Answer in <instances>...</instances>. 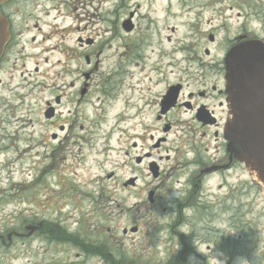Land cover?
Returning a JSON list of instances; mask_svg holds the SVG:
<instances>
[{
  "label": "rangeland",
  "instance_id": "1",
  "mask_svg": "<svg viewBox=\"0 0 264 264\" xmlns=\"http://www.w3.org/2000/svg\"><path fill=\"white\" fill-rule=\"evenodd\" d=\"M74 1L63 9L64 16L57 12L55 24H50L52 14L44 22L37 20L41 29L33 27L34 20L28 22L29 28L20 20L24 30L16 51L23 44V56L20 54L16 67H0V235L5 238L24 222L42 221L38 235L10 234V243L0 242V264H183L189 253L197 255L201 264H216L213 252L264 264V198L243 166L232 164L214 172L199 191L189 195L186 180L197 167L190 160L201 155L208 161L220 138L215 141L211 137L210 145H201L200 132L180 135L173 130L159 148L151 149L149 144L164 136L158 122L149 115L143 120L131 116L132 102L142 96L153 99L162 85L178 79L180 68L220 63L221 55L214 49L207 57L175 52L183 41L221 22L220 35H232L242 25L249 36L251 32L264 39V0H209L208 4L194 0H81V5ZM93 7H97L95 16ZM173 9L179 12L175 16L169 14ZM132 10L138 17L156 16L159 21L138 19L137 34L117 31L116 16L125 19ZM208 20L212 22L208 24ZM169 27L175 30H167ZM78 34L105 43L98 55L89 53V66L84 60L86 52L75 50ZM32 35L34 41L27 44ZM165 35L170 36L169 42ZM125 43L143 50L126 51ZM13 61L14 56L10 66ZM153 67H161L162 84L154 85L161 76ZM85 73H89L91 85L106 94L91 93L79 105L65 96L58 123L68 121L77 136H71L68 146L58 149L56 160L48 165L50 133L57 126L43 117L44 102L50 95L47 84L53 80L80 85L89 80ZM144 86L151 87V95L141 90ZM103 100L109 101L106 113ZM75 107L77 112L67 114V109ZM81 125L83 131L78 130ZM144 127L153 132L158 128L153 140L144 136ZM80 135H85L82 145L76 142ZM177 147L188 149L185 164L174 163ZM144 151L158 164L159 178L152 175L146 160L135 161L134 155ZM167 155L170 158L165 160ZM110 171L120 182L136 176V185L110 182L105 192H114L120 205L97 213L93 207L98 202L99 185L107 183ZM152 189L156 193L153 204L147 199ZM173 192L180 194L178 199H171ZM55 220L72 234V242L79 240L78 245L51 240L47 231ZM133 226L137 229L130 232ZM98 232L104 235V245L96 238ZM86 239L98 246L97 251H85L82 244Z\"/></svg>",
  "mask_w": 264,
  "mask_h": 264
},
{
  "label": "flooded vegetation",
  "instance_id": "2",
  "mask_svg": "<svg viewBox=\"0 0 264 264\" xmlns=\"http://www.w3.org/2000/svg\"><path fill=\"white\" fill-rule=\"evenodd\" d=\"M72 1L73 0H8L1 3L0 12L7 21L9 38L0 57V67H16V63L20 58V54L21 56H23V44H21V50L16 51V47L19 44L21 31L24 30V27H21L22 23L20 22V20L23 19L25 24L34 20L33 27L41 29L40 26L38 27L37 20H39L40 22H44L52 14L50 24H55L57 12L64 16V10L67 9L66 7ZM197 1L203 2L205 4L209 3V0H194V3H196ZM74 2L80 5L82 4L81 0H75ZM17 6H19V8L15 10ZM21 6L23 7L22 13L20 17L16 19L15 15L18 13V11H20ZM93 11V16H95V14H97V7H93ZM177 13L179 12L176 9H173L172 12H169V14L173 16L177 15ZM195 15H197V13ZM166 17L167 16L164 15V18ZM138 19H146L148 20V23L155 24L159 21V18L156 16L147 15L138 17L135 15V11L132 10L128 12L127 18L125 19L120 20V18L116 16L115 24H117V31H122L126 34H137ZM125 20H129L130 22V27L128 29H126V27L123 25V22ZM160 20L163 19L161 18ZM207 22L209 24L212 21L208 20ZM185 23L186 22H184V24ZM222 24L223 23L221 22L214 27H210V31L204 32L197 37L190 38L189 41L187 39L180 45H178V47H175L173 49L175 52L181 53L187 51L190 55L200 56L202 54L205 57L210 56L212 50L214 49V51H217L221 55V61L216 67H206V65L203 64L202 65L204 67L198 68L192 67L189 69H185L184 67H182L180 68L182 69V73L178 74V79L162 85L161 89H159L156 93L157 96H155L153 99L150 96H148L150 97L149 99L148 97L142 96L139 101H134L131 104L133 110L131 116L133 120L136 118L143 120L147 115L153 116L159 124V129L161 131L160 133L164 134L165 137L173 130H175L176 133L179 132L180 135H194L196 132H200V134L202 135L200 139L201 145H210L211 137H213L215 141L220 138V143L216 142V144L213 145L215 150L213 154L209 153L210 159L208 161L203 160L201 155H199L198 160H190L191 163H196L197 167L186 180L188 181L187 188L189 195L193 192L196 193L197 191H199L201 187H203V183L209 178V176L215 174L214 172L226 170L230 168L232 164H234L233 160L230 159L228 153L225 150L226 143L224 140V125L228 116L229 102L228 89L226 86L225 78L226 67L224 66L223 58L232 46L243 41L260 38L251 32L249 36L246 28L242 25H240V27L236 30V33L232 35H228L227 33L220 35ZM29 27L30 26L28 23L27 28ZM76 29L78 30L79 26L76 27ZM51 30V34H53L54 31L53 29ZM167 30L173 32L175 28L169 27L167 28ZM184 37H187V34H185ZM34 39L35 36L32 35L30 39H28L27 44L31 41H34ZM164 39L166 42H169L170 36L165 35ZM195 39L197 42L194 41ZM75 42L76 44H74V46L77 52H86L83 55L87 66H89L88 64H91L90 54L98 55L103 51L105 45L104 41H101L99 44H97L95 37H92L89 34L84 36L78 34L75 38ZM142 45L146 46L147 44L143 43ZM123 47H125L126 51H133L135 53L143 50L141 47L126 43L123 45ZM78 48L81 51H78ZM165 49H168V47H166ZM150 51H152V49ZM162 53L163 51L159 52V54L161 55ZM12 56H14V61L10 66ZM216 61L217 59H215L214 61H210L211 63L208 65H212ZM23 65L25 64L23 63ZM34 67L38 66L35 65ZM94 69H97V67H93V70ZM160 69L161 67L152 68L153 71L156 70L158 75L161 76L159 80L154 82V85L162 84V82H164L162 79L165 76L163 77V73H161ZM85 76L86 78L89 77V80L85 79V81H83L80 85H76L74 81L55 82L53 80L49 84H47V86H49L50 88V95L49 99L45 100L44 102L43 113L45 112V110L50 109L49 113H51V117L46 120L51 125L57 126L54 127L53 132L50 133V139L52 140L50 144L52 145V148L51 153L49 154L48 165H52V162L56 160V153L58 149L62 150L63 147L68 146L66 145V143H69L68 140L71 136H77L76 128H73L72 125L68 123L67 119L66 123H58L60 117L63 116V112L62 110H60V107L63 105L65 96H68L71 99L70 103L75 102L76 105H79L82 101H87L88 96L91 93L101 91L103 93V96L106 94L104 89H95V87L91 85L93 81L90 80L89 73H85ZM149 81L152 80L149 78ZM165 81H167V78L165 79ZM141 90H143L144 92H148L149 94L152 92L151 87L149 86L141 87ZM98 99L100 98L98 97ZM107 102L109 101L103 100L102 103L103 111L105 113V106ZM73 110L74 112H77L78 108L75 107L74 109H67L66 112L67 114H69V112L72 113ZM117 116H119V114ZM78 130L83 131V126L81 125ZM156 132H158V128L156 129ZM156 132H153V129L151 127L143 128L144 136L148 135L150 141L153 140V135ZM83 136L85 135H80V138L76 139V142H78L79 145H82L81 142L84 141ZM202 140H204V142H202ZM165 141L166 140H164V142ZM160 143L158 145H155V147L159 148L162 144ZM219 145H221V148L218 147ZM132 146L135 147L136 143H132ZM149 146L151 149L154 147L153 143H150ZM187 151L188 149L186 147H177L174 163H176L177 165L185 164L184 162L187 160V157L185 156ZM138 158L140 160H138ZM169 158L170 157L167 155L165 157V160H168ZM134 159L137 163H142L144 160H146L147 167L150 166L149 163L153 161L151 153L149 151H144L142 155H134ZM159 174H161V171L158 170V175L156 178L160 177ZM105 178L107 180V183L101 181L99 190L97 192L98 202L93 207V209L97 213H99L101 209L104 210L106 208L109 210L112 209L113 211L114 208L112 207L120 205L119 202L116 201V194L110 191L105 192V189L108 188V184L110 182H116L114 184L119 186V184L121 183L123 185L125 180L123 182H120V180L117 181V177H115L113 171H110ZM152 190L153 191L151 197L147 199L149 203L153 204L156 199V193L154 189ZM86 195L89 196L92 194L86 192ZM103 198L107 199L106 203L99 202ZM78 208L82 209V204H80ZM100 213L102 212L100 211ZM41 228L42 221H34L32 223L24 222L21 224L19 230L13 231L10 234L18 237L31 236L33 234L38 235ZM131 229H134L133 231H131L134 232L136 231L137 227L133 226L131 227ZM49 230V236L51 237L52 241L60 244L73 243L78 245L79 240L77 239V241L75 239V241L77 242H72V234L68 232V230L60 221L55 220L54 222H52ZM107 230L110 229L107 228ZM126 232L127 230L124 229L123 233ZM10 234H7L5 238L3 235H0V242L5 243V240H7V243H10L12 238ZM78 235L76 236L78 237ZM96 238L100 240V244L104 245L105 240L103 239V234H100V232H98ZM90 243L92 244V241L86 239L82 245L85 248Z\"/></svg>",
  "mask_w": 264,
  "mask_h": 264
},
{
  "label": "water",
  "instance_id": "3",
  "mask_svg": "<svg viewBox=\"0 0 264 264\" xmlns=\"http://www.w3.org/2000/svg\"><path fill=\"white\" fill-rule=\"evenodd\" d=\"M123 25L128 29L129 20ZM8 37L7 22L0 14V55ZM224 62L230 108L224 132L227 151L244 163L264 197V42L239 43L227 52ZM45 117H50L49 110ZM151 170L155 176V166ZM134 180L130 178L125 185Z\"/></svg>",
  "mask_w": 264,
  "mask_h": 264
},
{
  "label": "clouds",
  "instance_id": "4",
  "mask_svg": "<svg viewBox=\"0 0 264 264\" xmlns=\"http://www.w3.org/2000/svg\"><path fill=\"white\" fill-rule=\"evenodd\" d=\"M179 193L173 192L171 199H178L179 198ZM174 207V204H172ZM188 234V233H185ZM180 248V245L177 243L176 244V251H178ZM196 250L198 253H201L199 249L196 247ZM175 251V252H176ZM214 259L216 261V264H229V260L231 259V264H251V261H249L246 257L244 256H235V257H228L225 253L223 252H213ZM183 264H201V261L199 260V257L195 254L189 253L186 255Z\"/></svg>",
  "mask_w": 264,
  "mask_h": 264
},
{
  "label": "trees",
  "instance_id": "5",
  "mask_svg": "<svg viewBox=\"0 0 264 264\" xmlns=\"http://www.w3.org/2000/svg\"><path fill=\"white\" fill-rule=\"evenodd\" d=\"M48 232V231H47ZM49 234V232H48ZM97 245L95 246L94 244H88L86 247H85V251L89 252V251H97Z\"/></svg>",
  "mask_w": 264,
  "mask_h": 264
}]
</instances>
